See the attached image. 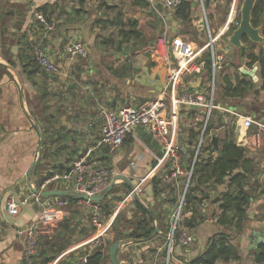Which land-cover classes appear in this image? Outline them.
Masks as SVG:
<instances>
[{"label":"crops","instance_id":"crops-1","mask_svg":"<svg viewBox=\"0 0 264 264\" xmlns=\"http://www.w3.org/2000/svg\"><path fill=\"white\" fill-rule=\"evenodd\" d=\"M145 1L146 6L136 4L135 0H7L8 9L13 6L12 3H16L18 6L23 4L26 6L27 15L22 25L13 24V27H21V30L18 32L15 42L6 46L12 52L17 71L8 67L10 74H5L0 79V264H27L24 258L26 235H22L20 230L41 214L43 204H54L57 197L41 196L40 201L36 202L32 196L34 193L32 189L39 187L41 181L46 177L45 174L67 171L85 148L93 146L99 140L101 137L100 106L118 109L124 105H139L162 95L166 96L169 103V97L166 95L167 69L151 47L166 31L165 20L168 22L169 40L183 36L198 43V40L202 39V35H206V32L199 30L200 25L203 24V18L200 17L201 6L197 0H190L193 2L191 18L189 22H184L176 15V11L164 10L158 6L160 13L166 17V19L162 18L152 8L150 2ZM45 4L54 5L53 17L55 16L58 24L53 36L48 33L44 35L43 28L34 19L36 8ZM132 21L137 22V26L134 27L137 34H132L129 39H124L120 30L124 29L127 32L132 29ZM185 24L188 28L186 31L182 28ZM36 30L40 33L36 34ZM196 35L199 38H196ZM77 39L83 41L89 49V54L87 57H79L70 61L65 54V47L68 42ZM32 44H40L49 59L53 60L58 67L66 70V75H60L58 80H55L56 75L49 74L51 78L47 77L45 82L39 81V86L46 84L50 88V92H46L47 94L43 91L38 92L39 86L37 88L32 86V80L40 79L44 73L43 70L40 69L37 74L30 75L29 71L35 66L31 65L26 68L27 63L22 64L20 60L32 57L29 52ZM219 47L221 48V46ZM0 61L4 64L8 63L2 50L0 51ZM209 79L210 73L207 70L201 76L186 78L183 88L187 90L193 87L194 89L201 85L203 88H207ZM227 105L229 104L225 106L219 104L218 106L222 110V108L228 109ZM192 109L196 114L191 112V116H194L197 122L201 123L203 119H206V111L203 108L199 107L198 111L193 107L184 106L180 110L179 123L182 114L190 116ZM251 111L253 110L249 112L251 113ZM29 113L36 117L41 128L43 126L49 128L46 133L53 134V138L57 135L51 127L61 123L59 136L56 141L54 140L55 153L50 161L52 163H49L46 156L42 155L33 169L32 166L39 156L40 135L33 126ZM44 113L52 116L48 124L45 123ZM63 117L67 121L65 125L62 123ZM216 117L217 121L221 120L222 122V115ZM178 125L181 126V124ZM237 126L240 127L239 124ZM241 128L243 127L241 126ZM192 129H194L193 133L197 139L191 138ZM197 132H199L197 127L177 130L178 161L185 170V173L178 177L172 175L174 168L172 159L163 163L159 162L158 158L164 152L163 147L143 127L136 128L133 133L127 136L125 146L118 155L111 156L107 148L99 150L110 169L118 173L117 175L127 176L134 185L142 178L147 177L143 185L145 184V192L146 187H149L151 193L146 192L143 196L141 195L142 202L147 205L154 199V204H148V207L164 221L163 230L160 235L158 234L159 236L128 244L134 247L132 251L134 260L140 259L141 264L144 262L158 264L159 261L156 257L158 252L154 250L161 252L166 250V246H158L156 240L160 237L166 239L169 234L171 219L178 212L185 193L186 173L192 166L202 137L203 146L200 160L205 161L210 155L214 158L218 155V152H214L210 148L207 149L213 135L211 131L207 135H197ZM247 133L246 131L244 135L241 134L237 137L239 144L244 145ZM247 156L255 162V172L260 183V190L264 187L262 182L264 180V152L263 150L254 153L247 152ZM155 181L156 186H154ZM114 187H116L115 192H110L102 201V203L110 204L113 212L119 207L122 197L132 190L122 179L117 180ZM221 187L225 188L222 191L226 190V184L218 185V188L221 189ZM66 188V184L59 182L52 183L49 190ZM206 192V197L200 200L201 215L195 214L196 221L194 222L192 219L194 222L192 227L185 224V219L193 217L194 212L190 209L183 210L184 224L181 226V231L193 234L191 231L196 230L200 238L206 225H214L215 230L220 227L219 231H225L231 235L233 242L240 249L241 257L230 262L219 260L217 264L220 262L221 264H255L254 251L257 247L252 246V240H257L264 232V193L251 203L243 228L236 229L215 223L216 219L211 214L209 215L207 203L212 201L216 190L213 188ZM12 196L18 202H21L25 197L29 199L27 204L20 206L18 214H11L7 209V199ZM64 210L65 219L60 226L58 235L55 236L57 239L59 235L63 238L67 237V243L70 246L74 244V240L67 231H76L79 235H82L81 232L87 231L90 235L89 238L93 237L95 233L90 221V208L78 200H70ZM217 213L220 215L221 210ZM119 214L132 220L137 219L135 203L133 201L126 203L118 209L116 217ZM214 234L204 235L207 240L197 239L193 234L197 239L194 249L184 247L177 242L176 252L173 256L174 264H188L191 258L206 250L209 239ZM45 239H42L40 244L41 242L43 244ZM70 239L72 241H69ZM60 242L62 243L61 240ZM136 244L137 246H135ZM45 248L47 247L44 246L43 250ZM251 250L253 252L249 256ZM38 253L36 262L42 258L39 257L40 250ZM72 254L77 257L76 253ZM181 254L189 256L190 260H184L180 256ZM104 261L105 258L103 264ZM121 263L127 264L126 260Z\"/></svg>","mask_w":264,"mask_h":264},{"label":"built area","instance_id":"built-area-1","mask_svg":"<svg viewBox=\"0 0 264 264\" xmlns=\"http://www.w3.org/2000/svg\"><path fill=\"white\" fill-rule=\"evenodd\" d=\"M157 13H160L158 6L164 10L176 11L185 0H148ZM201 9L205 11L207 0H197ZM211 1V0H210ZM225 25L218 33L213 35L208 15L203 14V31L206 32L207 41L203 45L193 42L183 36H177L169 40L168 22L165 20L166 31L157 39V43L151 47L154 54L167 69V86L169 103L166 96L162 95L152 98L139 105H124L118 109H110L108 106H100L99 116L101 118V137L91 147L85 148L80 155L73 161L70 171L49 172L41 181L39 187H33L38 192L49 190L52 183L62 182L67 185L66 189H71L79 193L94 195L103 191L118 173L113 172L109 165L99 153L101 148H107L111 156L118 155L123 149L127 136L135 131L138 127L145 128L151 136L163 147V155L160 156L159 162L163 163L168 159L174 162L172 175L178 177L185 173L180 162L178 161L179 143L177 129L179 124V115L182 107H200L206 111V123L202 135L205 134L208 123L213 116V111L219 109L215 102L214 82L220 63L224 56L229 52L228 47L221 49L216 43L226 35L233 27L240 24L238 19V0H231ZM35 20L40 23L46 31H52L56 28V21L53 18L45 16L42 12L35 11ZM170 41H172L170 43ZM171 44V52L169 51ZM30 55L46 71L52 73L60 72L59 68L53 64L48 56L43 52L38 44H32L29 48ZM65 53L70 61L79 57H87L89 49L82 40H71L65 47ZM206 53V54H205ZM210 58V61H209ZM209 71L210 79L207 88L198 86L194 89H184L183 83L186 78L201 76L205 71ZM66 75V73H64ZM222 113L230 112L240 118L239 125L248 129L249 133L245 136L244 147L247 152L258 151L264 143V121L257 119L250 114L241 112H232L227 108H222ZM224 120V117L222 116ZM203 143V137L199 142L197 153L194 157L190 170L186 173L187 183L183 199L180 203L176 221L168 234V249L165 264H171L172 253L175 249V233L177 231V220L181 215L185 203V194L189 187L194 163L197 160L200 148ZM115 175V176H114ZM147 177L142 178L135 184L134 190L127 193L119 204V207L108 217L103 216V206L100 203L90 199L79 200L84 203L90 211V221L95 229V234L88 240L81 241L73 245L71 249H65L60 255L52 259L49 264H62L67 260L69 255L76 253L75 264H99L91 260L97 251L106 252L108 248V232L113 227L118 209L126 203L135 200V192L140 194L141 186ZM32 196L36 202L40 201V195L33 193ZM72 196H57L54 204H43V211L30 224L20 230V233L26 235V250L24 258L27 264H34L38 256L40 241L44 238L53 239L58 235L60 226L65 219V210ZM74 198V197H73ZM29 202L28 197L18 202L15 197L7 199V209L11 214H18L22 204ZM107 219V220H105ZM194 235L187 231H181L178 241L180 245L189 247L195 242ZM72 246V245H71ZM72 262V260H69ZM132 264H141L134 260Z\"/></svg>","mask_w":264,"mask_h":264},{"label":"trees","instance_id":"trees-1","mask_svg":"<svg viewBox=\"0 0 264 264\" xmlns=\"http://www.w3.org/2000/svg\"><path fill=\"white\" fill-rule=\"evenodd\" d=\"M2 2L3 0H0V20H2L0 25V45L2 47V52L5 56V59L12 66L16 67V64L12 58V52L9 48H6V46L8 44H13L17 37H9L6 33L10 31L14 32L16 35V32H18L21 27H14L10 29V27L8 26L7 18L8 16L15 17L13 18V20H18V25H22L27 15V12L25 11L26 6H23L22 4L19 6L15 5L17 7V11H7V0H5V2L3 3ZM135 3L142 6H146L147 4L145 0H135ZM53 7V4H45L36 8L35 11L42 12L47 17H53L55 13ZM192 8L193 2L190 0H185L176 10V15L184 22H189L191 18ZM3 9H5L4 12ZM227 12L228 8L224 9V19H226ZM263 15L264 0H257L252 13V23L255 27L263 25L262 34L264 35V21L262 18ZM38 24L40 25V23ZM136 26L137 22L132 21V29L128 30L127 32L124 29H121L120 34L124 39H129L132 34H137L136 29H134V27ZM234 29L235 28H232L231 31ZM242 41L244 43V46L238 49L240 51L239 53L243 57H247V65L249 66V68H252L256 65L259 66L261 72L260 78L262 79L261 85L262 89H264V48L260 46L258 52H255L254 46H257L259 43L252 42L247 36H244L242 38ZM20 60L22 64L27 63L29 60L31 61V64H26V68L31 65L37 66V63L31 58ZM5 74H10L8 67L0 63V79ZM223 80V90L225 97H245L254 88L255 84L252 77L242 73L241 71L238 72V75H235V73L227 74L223 77ZM247 110L250 111L249 109ZM43 116L45 118L44 120H46L45 123L48 124L50 122V118L52 117L51 114L48 116L46 113H44ZM54 127H51V129L54 130L57 135V137L54 138L53 134L46 133V130H49V128H45L44 126L42 127L47 140L53 139L56 141V139L58 138V132H60V129L55 130ZM211 129L212 126L208 124L205 135H207ZM193 132L194 129L191 130V138L197 139V136H195ZM199 134L200 132H197V135ZM202 146L197 160L194 163L193 174L189 187L185 194V203L183 208V210H192L194 214L193 217L185 219V224L192 227L194 225V222L196 221L194 218L195 214L201 215L200 200L206 197V190L210 191L213 188L217 190L218 185L226 184V190L220 192L215 200V202L219 204V210H221V214L219 216H217L216 214L212 215L214 218L217 217L216 223L219 225L241 229L243 228V223L248 216V209L251 206V203L262 194L261 189L259 190L260 183L257 179V173L255 172V162L251 157L247 156L246 148L235 141L232 137L221 138L219 149H217L215 143L210 139L207 149L210 148V150L218 152V155L215 158L210 155V157L205 161L200 160ZM154 186H156V181ZM115 190L116 187L112 189L111 193L115 192ZM156 192L159 193L157 190ZM69 199L78 200L77 198L73 197H70ZM133 202L135 203V215L137 217V220L135 222L132 219L125 218L123 214H119L116 217L113 223L112 230L116 232L115 240L117 241L125 237H149L156 229V219L160 222V230H163L164 221L158 214L153 211L155 216L157 217L154 218L142 203L136 202V200H134ZM100 205L103 206V217L108 218L113 213L111 205L102 202H100ZM192 219H194V222L192 221ZM123 220L124 223L129 222V225L124 224ZM68 229L71 230L70 227H68ZM179 235L180 232L176 231L175 239L177 241ZM66 238L67 237L63 238L60 235L57 240L46 238L44 242L47 248H45L44 251L42 250V252H40L39 256H41L42 258L37 262L35 260L34 264H48L52 260L51 256H57V254H60L62 251H64L66 247L68 248L69 244L67 243ZM60 240L62 241V243L60 242ZM254 253L255 261L257 263L264 264V243L259 244ZM104 257V252L97 251L92 256L91 260L95 263L100 264L102 263ZM240 257V249L233 242L231 235L226 233L225 231H218L210 237L209 244L206 250L199 255L191 258L188 264H217L219 260L230 262L238 260L240 259Z\"/></svg>","mask_w":264,"mask_h":264},{"label":"rangeland","instance_id":"rangeland-1","mask_svg":"<svg viewBox=\"0 0 264 264\" xmlns=\"http://www.w3.org/2000/svg\"><path fill=\"white\" fill-rule=\"evenodd\" d=\"M243 1L244 0H238V19L239 20H241L240 10H241V6H242ZM3 2H5V0H3ZM230 2H231V0H211L210 3L206 4L205 11L200 9V17L202 16V18H203V14H205V13L208 15L213 35L218 33L219 30L221 28H223V26L225 25L226 19H224V13L223 12H224V9H226V8L229 9ZM15 5H18V4H13L12 7H9V9L7 8V11H10V10L11 11H17L16 10L17 7ZM0 11H1V5H0ZM4 11H5V9H3V12ZM197 11H198V9H197ZM54 17H49V18H53L56 21V28L54 30H52V31H46L43 28V34L44 35L46 33H48V35H50V36L55 35V33H56L55 30L57 29L58 22H57V20ZM13 18H15V17H9L8 16V18H7L8 26L10 27V29L14 28L13 24H19V21L18 20H13ZM262 18H263V21H264V15H263ZM34 19H35V17H34ZM1 22H2V20H0V25H1ZM182 28H183L184 31H186L188 29L187 28V24H185ZM20 30L21 29H19V31ZM232 31L231 30L227 31L226 35L223 36L222 39L219 40L216 43L217 45L219 44L221 46V48H223V49L228 47V49H229L228 51L229 52H228V54H226L224 56L223 60L221 61V63H220L221 67L218 69L217 75H216V78H215V82H214L215 83L214 84V87H215V102L218 103L217 105L220 104L221 106H225L226 104H229V105H227V107L232 112H241V113H244V114H250V115L255 116L257 119H259L261 121H264V89H262V85H261L262 84V79L260 80L261 72H260V69H259L258 65H256V66H258L257 75L259 76V80L254 81V83H255L254 84V88L245 97H230L229 98V97H225V95H224V90H223V81L224 80H223V77L226 76L227 74H233V73H235V75H238V72L241 70L242 67H246L247 69H250L249 66L247 65L248 64L247 57H243L239 53L240 51L238 49H235L233 46H229L227 44L226 38L231 35ZM18 32H16V35H15L14 32H10V31H8V33H6V34H8L9 37L15 38V37H17ZM39 33L40 32L36 30V34H39ZM41 37H43V35H41ZM41 37H39V38L41 39ZM196 38H199V36L196 35ZM206 41H207L206 35L205 36L202 35V39L198 40V43H199V45H203ZM38 45L40 46V48L45 53V51L42 48V46L40 44H38ZM260 46H262L264 48V44L263 45L262 44H258L257 46H254V51L258 52V50L260 49ZM0 48H1V45H0ZM1 50H2V48L0 49V51ZM66 56H67V54H66ZM31 59L34 60L33 57H31ZM34 61L36 62V60H34ZM51 62L54 64L53 60ZM37 65L39 66L40 69L43 70L45 75H49L50 74L52 76L56 75V77H60V75L64 76L65 75L64 73H66V70L58 67L57 65L56 66L60 70V72H58V73H56V72L55 73L48 72V71L44 70L38 63H37ZM252 69H253V67H252ZM189 78H194V77H189ZM45 85L46 84H43V86H39L38 92L43 91ZM191 89H193V87ZM49 92H50V88L47 89V93H49ZM167 95H168V93H167ZM99 103H100V101H99ZM193 108H195L196 110L199 111L198 107H193ZM247 109L253 110V111H251V113H250ZM182 110H184V109H182ZM191 112L196 114L193 111V109L190 111V116H186L185 114H182L181 120H180V123H179V124H181V126L178 125L179 127H178L177 130H181V129L182 130H187V128H190V127L191 128L197 127L199 132H200V134H202L203 133L202 131H203L205 123H206V119L205 120L203 119L201 121V123L197 122V120L194 119L195 117L191 116V114H192ZM217 115H222V116L224 115V120H222V122L221 121L219 122V120L217 121V117H216ZM239 121H240V118H238L236 115H234V114H232L230 112H226L224 114V113H222V111L220 109H218V110L215 109L213 111V116L211 118V121H209L208 124L212 126V129L210 130L211 133L213 135L216 134L219 137V139L226 138V137H232L235 141H238L237 137L239 135H241V134L244 135L246 133V131L247 132L249 131L248 129L241 128V126L240 127L237 126ZM238 128H240V129H238ZM262 150L264 152V143H263L262 147L258 151L261 152ZM248 153H254V152H249L248 151ZM189 170H190V168H189ZM183 180H184V178H183ZM262 182H263V185H264V180ZM223 189H225V188L224 187H221V189L218 188L216 190V192L213 194V197H212L213 199L215 198L214 201L212 199L211 202L207 203L208 208H209V215L210 214L211 215L212 214H216L217 216L219 215L217 213V212H219V204L215 202V200L217 198L215 196L219 195L220 192H222ZM261 191H262L261 193H264V187L261 189ZM146 192L149 193V194L151 193L149 187H146ZM146 192H145V184H144L143 186H141L140 194L143 196ZM153 200L150 201L148 204H154ZM148 204H147V206H148ZM103 212H104V210H103ZM177 213L171 219V222H170V227L171 228H172V226H174V223H175L176 217H177ZM216 218L217 217H215V219ZM105 220H107V219H105ZM124 220H126V219H124ZM124 220H123V223H124ZM133 220L136 221L137 219H133ZM177 222H178L177 223V231L181 232V226L184 224V221H183V208H182L181 215H180L179 219L177 220ZM215 223H216V221H215ZM124 224L129 225V222H125ZM206 227H208V229H205ZM206 227H204V232H201V237L200 238L198 237V231L193 230L191 232H193V234L196 235L197 239L207 240V237H204V235L205 236H207L209 234L211 235V234L216 233V232H218L220 230V227L215 230L214 225H211V226H207L206 225ZM171 228H170V230H171ZM92 229H93V232L95 233V229L94 228H92ZM67 232H68V235L70 237H72L73 240H74V244L73 245H77L81 241H84V240L86 241L90 237L89 232H87V231L81 232L82 235H79L78 233H76V231H74V232L67 231ZM115 237H116V232L113 231L112 229H110V231L108 232V244L109 245H108V248H107V250L105 252L104 264H110L111 263L110 262V256H109V248H110V245L113 242H117V240H115ZM126 238H128V237H125V238H122V239H126ZM54 240H57V237H55ZM196 240L191 246H189L187 248H190V249L196 248V244H197ZM44 241L45 240H43V242ZM156 241H157L158 246H162V245L166 246V248H165L166 250L164 252H161V251H158V250H154V251L158 252V255L156 256L158 258V261H159L158 264H163V263H165L164 261L166 260V256H167V249H168L169 239H168V237L166 239L160 237V238H157ZM154 243H155V241H154ZM173 243L174 244L177 243L176 239L174 240ZM43 244L45 245V242ZM43 244L41 242L40 248H39L40 252H42V250L44 248ZM73 245L69 246L68 248L71 249L73 247ZM127 245L128 244H125V245H123V246H121L119 248V250H118V258H119L120 263H121V261H125L126 260L127 264H132L131 262L134 261V254L132 252L134 247L131 246V245H128V246ZM135 246H137V244ZM68 248H66V249H68ZM175 252L176 251L174 249V251L172 253V258L175 255ZM251 252H253V250L250 251L249 256L251 255ZM60 254H57V255H60ZM180 256H182L184 260L185 259H189L190 260L189 256L187 257V256H185L183 254H181ZM36 259H37V257H36ZM69 260H72V262H70ZM136 261L139 262L140 259H137ZM75 263H76V255L75 254H72L71 257L68 258V260H64L62 262V264H75ZM102 264H103V262H102ZM144 264H149V263H145L144 262ZM171 264H174V258L172 259ZM219 264H221V262ZM255 264H260V263L256 262Z\"/></svg>","mask_w":264,"mask_h":264},{"label":"water","instance_id":"water-1","mask_svg":"<svg viewBox=\"0 0 264 264\" xmlns=\"http://www.w3.org/2000/svg\"><path fill=\"white\" fill-rule=\"evenodd\" d=\"M210 0H207V3ZM257 0H244L241 6V10H240V16H241V20H240V24L238 27H236L231 35L229 37L226 38L227 44L229 46H233L235 49H240L244 46V43L242 41V38L244 36H247L252 42L255 43H259V44H264V35L262 34V30H263V25H259L257 27H255L252 23V13L254 10V7L256 5ZM204 25H200L199 30H203ZM172 41H170L171 43ZM169 51L171 52V44H169ZM1 64H4L0 61ZM27 64H31V61L29 60L27 62ZM5 66L15 69L14 66H12L9 62L4 64ZM40 68L39 66H35V68L31 69L29 71L30 75H35L39 72ZM257 70H258V66H255L253 69H247L246 67H242L241 68V72L249 75L250 77H252L254 79V81L259 80V76L257 75ZM15 71H17L15 69ZM49 77L51 78L50 75H45L43 73V75L40 77V79L32 80V86H34L35 88H37V86L40 85L39 81H46V78ZM55 80H58V77H55ZM47 86H44V90L43 92L46 93L47 92ZM29 116L32 118V123L33 126L36 128V130L38 131L39 135H40V146H39V156L37 161L34 163V165L32 166V169L38 164L39 160L41 159L42 155L46 156V159L49 160V163L52 159H53V155L55 153V148H54V140L53 139H48L45 136L41 126L39 125L38 120L36 119L35 116H33L32 114L29 113ZM221 121V120H220ZM62 123L65 125L67 124V121H65V117L62 118ZM61 128V123H58L57 125H55L54 129L55 130H59ZM59 134V132H58ZM211 141H213L215 143V146L217 147V149L220 148V139L219 137L214 134L212 135ZM53 165V164H51ZM71 168H68L67 171H70ZM31 172V171H30ZM119 179H122L123 181L126 182V184H128V186L134 190L135 185L134 183L125 175L119 174L117 175L111 182L110 184L101 192L96 193L94 195H88L85 193H79L77 191L71 190V189H58V190H46V191H42V192H38V190L36 189H32L35 193H38L40 196L45 197V196H72L74 198H77L79 200H84V199H90L91 201L100 203L102 201H104V199L109 195V193L111 192V190L113 189L115 182ZM135 200L136 202H140L142 203L145 208L147 209V211L154 217L157 218L155 216V214L153 213V211L142 202V198H141V194L135 192ZM161 225L160 222L156 219V229L153 232V234H151L149 237L147 238H143V239H138V238H126V239H122V240H118L117 242H113L110 245L109 248V256H110V260L112 262V264H121L118 258V250L121 246L125 245V244H129L131 242H138V241H143V240H149L152 239L154 237H156L158 234L161 233ZM63 235V233H61ZM69 241H72L71 239ZM264 243V232L261 235V237H259L257 240H252V246H254L255 248L259 246V244ZM52 259L56 258V255L51 256Z\"/></svg>","mask_w":264,"mask_h":264},{"label":"flooded vegetation","instance_id":"flooded-vegetation-1","mask_svg":"<svg viewBox=\"0 0 264 264\" xmlns=\"http://www.w3.org/2000/svg\"><path fill=\"white\" fill-rule=\"evenodd\" d=\"M102 262H103V261H102ZM110 262H111V260H110ZM100 264H102V263H100ZM110 264H112V262H111Z\"/></svg>","mask_w":264,"mask_h":264}]
</instances>
